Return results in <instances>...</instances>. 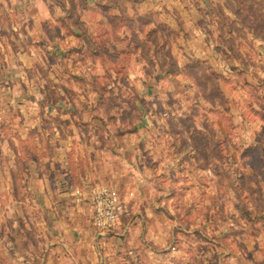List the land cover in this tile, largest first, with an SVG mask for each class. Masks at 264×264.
<instances>
[{"label": "rangeland", "instance_id": "obj_1", "mask_svg": "<svg viewBox=\"0 0 264 264\" xmlns=\"http://www.w3.org/2000/svg\"><path fill=\"white\" fill-rule=\"evenodd\" d=\"M150 2L0 0V168L50 173L69 137L71 170L105 161L120 182L90 190L126 211L92 212L101 264H264V0ZM139 195L159 228L133 229Z\"/></svg>", "mask_w": 264, "mask_h": 264}, {"label": "crops", "instance_id": "obj_2", "mask_svg": "<svg viewBox=\"0 0 264 264\" xmlns=\"http://www.w3.org/2000/svg\"><path fill=\"white\" fill-rule=\"evenodd\" d=\"M148 2L151 3L150 0ZM255 39L264 42L257 35ZM55 141L51 145L57 160H49L50 173L43 172L41 157L37 152L35 161L25 159L22 155L16 160L7 155L4 159V167L0 168V264H101L99 257L103 252L99 254L96 245L103 244L104 240L98 235V239L96 235L93 237L90 189L100 182L118 185V175L108 170L110 167L104 165L105 161L98 165L96 176L92 173L86 175L85 170L81 171L78 167L71 170L67 158L70 146L76 143L70 137L66 142L62 140L61 146L60 142ZM62 149L64 154L69 150L67 158H62ZM150 156L145 154L142 160ZM118 158L123 165H129L123 157L118 155ZM147 165L141 161L140 167H132L130 172L144 189L148 188V181L142 183L143 172H150ZM146 198L145 195H139L133 201L137 203L132 206V211L139 213L138 219L134 221L133 229L136 231L141 230L144 222L154 229L160 227L152 216L163 211H158L151 204L143 205Z\"/></svg>", "mask_w": 264, "mask_h": 264}, {"label": "built area", "instance_id": "obj_3", "mask_svg": "<svg viewBox=\"0 0 264 264\" xmlns=\"http://www.w3.org/2000/svg\"><path fill=\"white\" fill-rule=\"evenodd\" d=\"M93 221L102 229L114 227L125 213L126 204L114 186H99L91 191Z\"/></svg>", "mask_w": 264, "mask_h": 264}]
</instances>
